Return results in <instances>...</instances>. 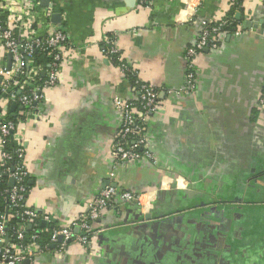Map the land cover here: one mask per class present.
I'll use <instances>...</instances> for the list:
<instances>
[{
    "label": "crops",
    "instance_id": "crops-1",
    "mask_svg": "<svg viewBox=\"0 0 264 264\" xmlns=\"http://www.w3.org/2000/svg\"><path fill=\"white\" fill-rule=\"evenodd\" d=\"M23 1L0 0L3 17L19 16ZM34 1L36 35H67L61 82L43 89L36 108L5 95L0 104L25 147L26 204L51 221L40 219L36 235L44 241L87 213L109 185L141 195L142 205L119 194L88 247L60 255L38 241L25 264H264V0H241L234 30L200 53L193 92L186 52L203 23L229 17L232 0ZM108 37L160 92L145 129L154 161L112 156L122 122L115 99L136 101L138 90L106 59ZM9 55L0 43V70L10 69Z\"/></svg>",
    "mask_w": 264,
    "mask_h": 264
},
{
    "label": "built area",
    "instance_id": "built-area-1",
    "mask_svg": "<svg viewBox=\"0 0 264 264\" xmlns=\"http://www.w3.org/2000/svg\"><path fill=\"white\" fill-rule=\"evenodd\" d=\"M141 3L151 0H140ZM232 0V5H236ZM38 3L34 0H24L22 13L19 16L11 15L8 19L3 17L0 4V43L12 56L10 69L0 70L1 94L5 95V103H18L24 107L36 108L38 103L44 100L43 89L56 86L61 82V70L65 59V48L68 45L67 35L60 28H52L44 37H39L33 31V23L36 17L35 7ZM52 10L48 9L47 16L52 17ZM232 23L229 18L218 22H205L198 41L186 52L187 72L186 82L190 92L195 90V75L197 57L205 49H217L219 39L226 32V28ZM18 31H23L18 34ZM240 29L236 33H240ZM36 52L46 53L50 59L47 69L37 65L34 59ZM103 53L111 62L118 61L117 66L125 77H135L134 84L138 90L136 101H123L115 99V108L122 117L121 128L112 146V156L119 162L154 161V156L149 149L146 136V125L150 117L160 108L159 91L151 84L141 81L137 72L132 70L119 51L113 37H108L103 42ZM46 73L42 85L38 84L39 75ZM260 102L264 105V92ZM3 105L0 104V180L3 176L8 181H14V186L9 189V203L11 207H20L22 212L18 214L21 221L20 228L15 230V241L9 239V216L0 215V264H25L40 250L37 235L31 237V241L25 244L26 225L33 221L50 218L27 206V187L24 182L28 178L25 167V147L17 134V124L8 120ZM11 138L17 144V164L7 167L13 156L5 150L7 138ZM120 194L124 202H138L142 205V196L134 192H119L118 187L109 185L99 195L93 197L88 204V212L81 214L78 219L67 225H56L51 233L50 241L55 245L58 254L68 251L71 245L79 244L88 247L93 236L97 233L93 225L114 206L115 197Z\"/></svg>",
    "mask_w": 264,
    "mask_h": 264
},
{
    "label": "trees",
    "instance_id": "trees-1",
    "mask_svg": "<svg viewBox=\"0 0 264 264\" xmlns=\"http://www.w3.org/2000/svg\"><path fill=\"white\" fill-rule=\"evenodd\" d=\"M237 4L234 5L229 13V19L232 21V23L228 26V28H226L225 31L228 32H232L234 30V28L236 27V25L238 24L237 21L234 19L233 15L235 10H237L241 4V0H236ZM34 59L37 65H42L45 69H47V66L49 65L50 59L47 56L46 53H42V52H36L34 54ZM115 65L119 64L118 61H114L113 62ZM42 74L39 75V81L38 84L42 85V83L44 82L45 78L41 77ZM127 80L134 86V81H135V77L130 76L129 74L127 75ZM3 94H1L0 91V96H2ZM1 111V109H0ZM8 120L14 122L15 124H17V120L15 118H8ZM16 149H17V144L15 143L14 140H12L10 137L6 139V143H5V150L10 153L13 156V159L10 160L7 164V167H12L15 164H17V159H16ZM25 186L27 187V191L29 192L30 189V184H29V178H27L24 182ZM9 184H8V178L6 176H3L0 180V215H7L9 216V222H8V234H9V239L13 242L15 241V230L17 228H20L21 226V221L20 218L18 217V214L20 212H22V209L20 207H11V204L9 203ZM27 192V194H28ZM40 223V219L33 221L31 223H28L26 225V232L24 234L25 236V244L30 243L31 241V237L33 235L36 234V227L37 225ZM32 228H29V227ZM55 226L52 227L51 233L53 231V228ZM51 233L50 235H48L47 237H44V241H43V237L42 236H37L38 237V241L41 243L42 247H49V245L51 244L50 241V237H51Z\"/></svg>",
    "mask_w": 264,
    "mask_h": 264
},
{
    "label": "water",
    "instance_id": "water-1",
    "mask_svg": "<svg viewBox=\"0 0 264 264\" xmlns=\"http://www.w3.org/2000/svg\"><path fill=\"white\" fill-rule=\"evenodd\" d=\"M51 2V0H41V6H43V7H48L49 6V3ZM9 58H10V63H11V59H12V56L11 55H9ZM11 66V65H10ZM10 68V67H9ZM17 108V106L16 105H14V106H12L11 107V110L12 111H14L15 109ZM14 186V181H10V187H13ZM114 186H116V185H114ZM29 228H31V227H29Z\"/></svg>",
    "mask_w": 264,
    "mask_h": 264
}]
</instances>
